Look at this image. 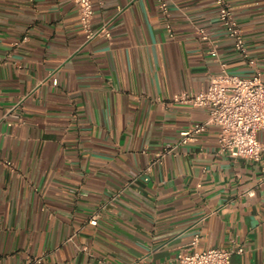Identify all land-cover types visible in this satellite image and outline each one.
<instances>
[{
  "label": "crops",
  "instance_id": "0c3cea01",
  "mask_svg": "<svg viewBox=\"0 0 264 264\" xmlns=\"http://www.w3.org/2000/svg\"><path fill=\"white\" fill-rule=\"evenodd\" d=\"M91 1L87 40L71 0H0V264H164L195 234L264 264V165L216 124L182 141L208 112L172 100L222 63L264 80V0H227L246 56L215 0Z\"/></svg>",
  "mask_w": 264,
  "mask_h": 264
},
{
  "label": "built area",
  "instance_id": "2783aa9c",
  "mask_svg": "<svg viewBox=\"0 0 264 264\" xmlns=\"http://www.w3.org/2000/svg\"><path fill=\"white\" fill-rule=\"evenodd\" d=\"M71 1L77 8L79 25L85 38L93 39L98 30L92 27V1ZM215 3L218 8V20L232 39L234 49L246 56L244 37L233 17L230 4L227 0H215ZM161 7L166 10L165 2H161ZM101 29L109 35L105 28ZM199 33L203 38H207L203 29H200ZM250 62L253 63V60ZM172 100L208 112L206 120L195 122L181 131L182 141L193 138V135L202 131L208 124H216L219 126V150L227 152L232 157H244L264 165V144L258 138V131L264 129V80L259 70L256 69L250 76H242L228 71L222 63L220 71L209 76L203 89L194 93L186 91L174 93ZM3 163L14 168L10 160H4ZM149 169L148 167L147 170ZM248 194L253 195V189H249ZM88 222L96 225L97 214L91 216ZM198 240L199 235L195 234L189 248L180 250L172 261L164 264H231L232 249L213 246L199 250L196 249ZM237 251L241 252L242 248H238ZM142 261L143 257L127 264H141ZM22 264H43V256H32Z\"/></svg>",
  "mask_w": 264,
  "mask_h": 264
}]
</instances>
